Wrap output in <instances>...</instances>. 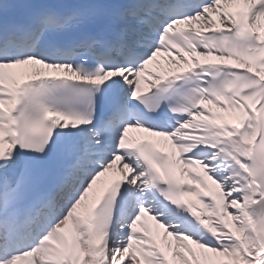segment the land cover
I'll return each mask as SVG.
<instances>
[{
    "label": "snow or ice",
    "instance_id": "1",
    "mask_svg": "<svg viewBox=\"0 0 264 264\" xmlns=\"http://www.w3.org/2000/svg\"><path fill=\"white\" fill-rule=\"evenodd\" d=\"M0 264H264V0H0Z\"/></svg>",
    "mask_w": 264,
    "mask_h": 264
},
{
    "label": "bare ground",
    "instance_id": "2",
    "mask_svg": "<svg viewBox=\"0 0 264 264\" xmlns=\"http://www.w3.org/2000/svg\"><path fill=\"white\" fill-rule=\"evenodd\" d=\"M197 59H200L199 57H197ZM211 58H209V60H210ZM203 62V61H202ZM165 64H167V62L166 63H164V65H161V67H160V70H159V72L162 70V72H165L164 74H166L168 71L167 70H169V66L167 65H165ZM45 71V73L46 74H52V73H49L48 72V70H44ZM159 74H162V73H159ZM213 112L214 113H217L218 112V110L217 109H215V108H213ZM219 115H225L224 113H219ZM229 124H232V123H234V121H232V120H228L227 121ZM130 134H139L140 135V137L142 138V139H147V138H149L150 136L148 135V134H146V133H141L140 131H135V130H133V131H130ZM114 175H115V173H113V172H109V173H106L105 174V176L104 177H101V179H100V181H98V184L95 186L97 189H100L104 184H106L108 181H110L113 177H114ZM187 199H191V200H193V201H195V197H188ZM146 223L150 226V227H152V228H155V225L153 224V222L151 221V220H146ZM161 233L163 232V230L161 229V230H159ZM169 239V241H171V238L169 237L168 238ZM163 246V245H162Z\"/></svg>",
    "mask_w": 264,
    "mask_h": 264
}]
</instances>
